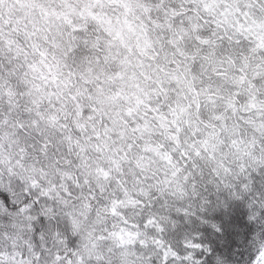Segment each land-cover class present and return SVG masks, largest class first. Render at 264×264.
<instances>
[{
	"label": "snow or ice",
	"instance_id": "6c2138e0",
	"mask_svg": "<svg viewBox=\"0 0 264 264\" xmlns=\"http://www.w3.org/2000/svg\"><path fill=\"white\" fill-rule=\"evenodd\" d=\"M0 264H264V0H0Z\"/></svg>",
	"mask_w": 264,
	"mask_h": 264
}]
</instances>
